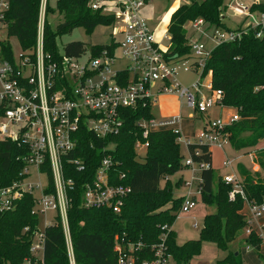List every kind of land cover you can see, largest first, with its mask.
I'll list each match as a JSON object with an SVG mask.
<instances>
[{
  "label": "trees",
  "instance_id": "1",
  "mask_svg": "<svg viewBox=\"0 0 264 264\" xmlns=\"http://www.w3.org/2000/svg\"><path fill=\"white\" fill-rule=\"evenodd\" d=\"M92 0H57L56 8L48 4L45 11L44 50L53 60L60 61L57 40L71 35L77 29H84L92 35L99 26L114 27L115 17L93 10ZM170 16L167 33L169 47L165 53L168 61L188 59L191 49L185 30L187 23L202 19L208 32L216 30L239 31L243 25L232 29L225 22L227 0H184ZM41 0H9L5 17L8 37L16 38L23 50L36 46ZM252 12L264 14V2L253 4ZM58 13L62 22L54 29L49 16ZM261 33V37L257 34ZM119 42L112 40L109 46H95L73 42L64 47L65 57L77 58L89 53L92 58L104 52L113 55ZM1 55L10 61L14 53L9 43L0 41ZM212 73L214 90L223 93L222 104L234 110L239 121L226 129L230 144L236 151L256 148L264 140V25L243 30L241 37L232 42L217 45L207 61L204 75ZM123 78L129 75L124 73ZM121 128L116 135L97 138L88 131L84 123L80 126L78 145L65 161L67 179L74 181L69 192V227L73 242L76 264H117V244L126 248L142 243L136 253L138 263L154 258L153 247L166 235L165 246L173 264H191L199 256L204 243L214 245L226 254L222 264H242L229 246L243 236L249 228V221L243 214L245 201L240 195L230 200L232 190L223 178L216 177L212 167L200 173L199 185L202 203L214 207L215 213L207 214L200 237L183 245L177 244L173 225L179 216L184 198L177 197L169 177L179 173L184 166V155L178 142L180 134L172 130L156 131L149 134L145 159L136 150L137 142H145L139 122L155 118L151 101H141L135 108L120 109ZM198 150L199 156L194 152ZM29 149L10 139L0 140V188L11 186L19 179L26 165ZM196 163L212 164V152L207 145H191L188 149ZM106 155L112 158L110 182L124 184L131 188L124 199L121 212L114 213L108 208L85 209L82 207L84 186L94 181L97 169ZM79 159L85 164L83 172L77 171L69 160ZM255 163L261 171L253 174L244 167L239 168L240 182L245 197L250 202H264V151L257 154ZM124 176V178H122ZM166 181L164 187L161 183ZM52 182L50 183L51 186ZM182 181L177 182L178 187ZM195 199V198H194ZM196 200V199H195ZM34 197L25 194L15 202V207L0 213V264H22L30 258L32 236L39 226V218L32 214ZM28 228V231L25 229ZM46 263L68 264L64 232L54 225L47 228ZM246 244L260 253L262 238L251 231ZM259 258H263L260 254Z\"/></svg>",
  "mask_w": 264,
  "mask_h": 264
},
{
  "label": "built area",
  "instance_id": "2",
  "mask_svg": "<svg viewBox=\"0 0 264 264\" xmlns=\"http://www.w3.org/2000/svg\"><path fill=\"white\" fill-rule=\"evenodd\" d=\"M146 1L148 0H96L94 2L98 3L92 4L95 11L113 2L117 9L116 13L107 12L114 15L121 35L118 49L113 55L109 56L104 52L100 57L92 58L88 52L90 59L85 64H80L79 60L87 53L77 58L60 54L59 62L53 60L44 50V21L48 0H41L35 48L14 53L13 62L0 54V140L10 139L25 145L30 153L19 179L9 187L0 188V213L12 210L15 202L25 194L32 195V214L39 218V224L40 217L46 219L47 214L54 213L45 229L54 225L62 227L68 264H76L68 219V194L74 189V181L67 179L65 161L78 145L82 123L97 138L116 135L121 128L119 110L135 108L146 99L151 101L153 107L156 101L153 99L152 89L158 87L157 83L160 86L156 90V98L163 95L177 96L194 113L203 115L215 107L225 108L222 104L223 93L213 89L212 73L209 71L204 75L211 55V51L201 42L208 34L204 20L190 22L194 31L188 42L190 57L170 62L165 57L168 48H162L148 22L140 17V9ZM228 2L229 10L246 21L243 24L244 31L264 25V14L251 10L252 5L260 3L259 1L250 5L243 0ZM8 9L9 0H0V33L6 28L5 17ZM243 30H216L213 39H216L217 45L232 42L241 37ZM257 37H261V33ZM164 40L169 42L170 37L165 35ZM124 59L128 63L124 69L117 70L119 60ZM181 70L195 77L188 87L183 86L178 79ZM124 73L129 77L123 78ZM204 78H208V81L203 82ZM182 119L180 115H175L139 122L145 142H137L136 150H146L149 146V134L162 130H172L175 134H180L178 142L187 149L191 145H207L210 149L216 147L223 150L230 145L226 129L239 121V116L233 112L225 120L221 117L214 118L191 139H184L181 135L178 126ZM194 155L199 156L200 152L196 150ZM69 162L77 171L85 170L83 161L73 159ZM112 164L111 156L106 155L96 171L94 181L84 186L83 208H108L116 214L121 212L123 201L130 194L131 188L124 184H111ZM196 164L200 172L211 167L207 163H196L189 154L184 168L192 172V177L190 181L184 182L189 192L183 197L179 215L196 207V196L191 191L195 186L197 194H201V178L197 180L195 177ZM224 166L229 167L230 162H224ZM31 168H35L39 180L46 177L45 187L41 181L36 185L27 182L32 177L29 173ZM223 181L232 187L230 200L240 195L249 208V228L245 231L248 235L253 231V221L264 216V202L258 204L248 201L243 186L235 175H227L223 177ZM35 190L40 192L39 197L35 195ZM46 234L40 231L39 226L36 228L30 247L31 259H25L22 264H47ZM165 238L166 235L153 247L154 258L141 263L137 262L135 256L142 249V243L137 246L128 245L126 248L117 244L114 249L118 254L117 264H173L165 246Z\"/></svg>",
  "mask_w": 264,
  "mask_h": 264
},
{
  "label": "rangeland",
  "instance_id": "3",
  "mask_svg": "<svg viewBox=\"0 0 264 264\" xmlns=\"http://www.w3.org/2000/svg\"><path fill=\"white\" fill-rule=\"evenodd\" d=\"M56 1L57 0H48V5L55 9L56 8ZM96 0H92L89 3V6L92 7V4H97L98 2H94ZM198 2L202 0H196ZM229 0L226 1V6L228 5ZM244 1V0H243ZM261 2L263 3L264 0H245L246 4L250 5L254 2ZM182 4H185L184 0H148L144 4V6L140 9V17L146 21L149 22V25L151 28H154L155 30V39L160 42L162 48H166L168 46L167 40H162V37L167 35V24L170 19L171 14L178 9ZM103 10L104 14L110 13H116L117 9L114 6L113 3H107L106 7H101L98 10ZM225 22L227 25H229L230 28L236 29L238 26L242 25L244 23V18L238 17L234 14L232 10H229L227 7V11L224 14ZM62 16H60L58 13L51 14L49 16L50 23L52 27L55 29L58 24H60L62 21ZM45 22V21H44ZM189 24L187 23L185 27L189 28ZM116 26V27H115ZM114 27H104L99 26L97 27L92 35H87L84 31V29H77L75 30L71 35H65L57 40L58 48L60 53H64V47L69 45L73 42H81L85 45H87L88 50H90L91 47L95 46H109L112 43V40L120 41L121 35L119 32V29L117 28L118 25L115 24ZM191 29V27H190ZM45 30V25H44ZM153 30V29H152ZM192 31V30H189ZM193 32V31H192ZM189 36L191 37L190 33ZM0 40L7 42L11 45L13 53L17 54L23 48L21 47L19 41L14 37H8L6 28L3 30V32L0 33ZM201 42L205 45L206 49L209 51H212L216 45L217 41L216 39H213V32H208L207 37L202 38ZM25 51V50H23ZM89 52V51H88ZM87 52V55H85L83 58L79 60L80 64H85L89 59L90 55ZM118 58L120 56V50L117 52ZM128 63L126 59L119 60L118 64L116 65L117 70L124 69V66ZM190 64V63H189ZM180 83L188 87L190 84L194 81L195 77L191 73H186L184 70H181L178 77ZM208 81V78H204L203 82ZM158 87L160 86L159 83H157ZM157 86L152 89V96L153 99L156 101V103L152 107V113L158 117V119H164V118H170L175 115H180L183 119L181 121L182 123V130L183 133H195L198 134L202 129L204 128L203 124L206 121L207 118L213 119V118H222L227 119L229 112L222 111L221 108L215 107L213 109H210L205 114H199L194 113L191 110H189L184 103L181 101L179 102L176 100L177 98L174 96H165L160 97L157 96L156 98V90L158 89ZM193 115V119H190V116ZM210 121V120H209ZM193 124V127H192ZM181 149L184 155V159L182 161V165H185V162L189 159V154L187 152V148L181 144ZM260 148L264 149V142L260 145ZM225 152L221 151L220 149L216 147H211V151L213 154V164L212 169L214 170L216 177H225L227 175H233L238 173L239 167H244L246 169L256 171L257 169L253 165V159L252 155L255 154V152H252L251 155H245L243 152H236L231 146L225 147ZM261 149V150H262ZM138 155L140 158L145 159L146 156V150H137ZM230 162L229 167H223L224 162ZM182 171V172H181ZM179 173L176 175H173L169 177L170 183L173 187V191L175 194H183L184 196L188 194L189 190H186L184 186V182L190 181L192 177V172L186 168H183ZM36 170L35 168H31L29 170V173L32 174V177L27 180V182L36 185L40 181L42 183V186L45 187L47 183L46 177H43L39 180L38 176L35 174ZM200 170L198 168V165H195V177L197 180L200 179ZM183 177V186L177 185L178 180ZM166 184V181H163L161 183V187H164ZM198 185V183H197ZM197 186H195L194 189L191 191L196 196V207L191 210L188 213H182L180 214L177 219L174 222L173 230L177 235V240L180 243H186L189 241H196L200 237L201 230L204 225V217L207 215V213H215L214 207H207L205 206L200 198V195L197 194ZM35 195L37 197L40 196V192L35 190ZM54 213L47 214V218L40 217V224L39 229L42 233H46L45 226L47 223L51 221V218L53 217ZM196 224V228H195ZM254 230L259 233V230L257 229L258 225L255 223L253 225ZM256 233V234H257ZM259 234H257L258 236ZM249 235L246 233L243 234L242 237L234 241L230 246L229 250L234 253L240 255L242 264H264V244L260 248V253H258L255 248L252 246H249L246 244L245 240H247ZM47 237V234H46ZM263 243V240H262ZM261 243V244H262ZM261 255L263 258H259L258 255ZM225 258L224 253H219L215 246L212 244L204 243L202 246L201 255L199 258L194 260V264H222V259ZM46 260V258H45Z\"/></svg>",
  "mask_w": 264,
  "mask_h": 264
},
{
  "label": "crops",
  "instance_id": "4",
  "mask_svg": "<svg viewBox=\"0 0 264 264\" xmlns=\"http://www.w3.org/2000/svg\"><path fill=\"white\" fill-rule=\"evenodd\" d=\"M244 2H245V0H244ZM246 3V2H245ZM170 20V19H169ZM148 22V21H147ZM246 21L244 20V23H245ZM168 23H169V21H168ZM243 23V24H244ZM148 24H149V22H148ZM189 25V28H188V30H187V28L185 27V30H186V32H187V37L190 39L193 35H194V31L192 30V29H190V27H191V25H190V23H188ZM242 24V25H243ZM150 26V25H149ZM167 26H168V24H167ZM151 28V27H150ZM151 29H153V31H154V34H155V30H154V28H151ZM166 29H167V27H166ZM234 29V28H233ZM189 30H192V31H189ZM189 33H190V35H191V37L189 36ZM164 37L165 36H163L162 37V42H163V40H164ZM169 43V42H168ZM169 47V44H168V46L166 47V48H168ZM165 96H167V95H163V97H165ZM160 97H162V96H160ZM168 97H170V96H168ZM174 97H176L177 99L176 100H178L179 102H180V100H179V98L177 97V96H174ZM222 111H227V112H229V115L231 114V113H233V112H235L234 110H232V109H227V108H224V109H221ZM196 114V113H195ZM228 115V116H229ZM155 118H157L158 119V117H156L155 116ZM190 119H193V115H191L190 116ZM214 119V118H213ZM209 120H212V119H209V118H207L206 119V121L204 122V124H203V126H204V128L206 127V125H207V123L209 122ZM192 127H193V124H192ZM178 128H180L181 129V135H182V137L184 138V139H191V138H193L196 134L195 133H188V132H185V133H183V130H182V123H181V125L180 126H178ZM203 128V129H204ZM264 142V140L263 141H261L260 143H259V145L256 147V148H253V149H251V150H248V151H236V152H243L245 155H248V154H250L251 155V153L252 152H255V154L254 155H252V159H253V165H254V167L257 169L255 172L254 171H252V170H249V169H247V170H249L250 172H252L253 174H255V173H259L260 171H261V169H260V167H259V165H257L256 163H255V160L257 159V154L259 153V152H261V151H264V149H262V148H260V145L262 144ZM228 146H231V144L230 145H228ZM232 147V146H231ZM262 149V150H261ZM221 150V149H220ZM225 148L223 149V150H221V151H223V152H225ZM187 152H188V149H187ZM212 152V151H211ZM212 164H213V154H212ZM212 164H211V167H212ZM223 167H225L224 166V163H223ZM240 168V167H239ZM182 172V171H181ZM233 175H235L236 177H238L239 178V180H240V176H239V169H238V173L237 174H233ZM183 175L181 176V178L179 179V180H181L182 182H183ZM221 178H223V177H221ZM178 180V181H179ZM184 184V183H183ZM183 184H181V186H183ZM177 197H184V195L183 194H175ZM207 214H209V213H207ZM243 214L244 215H246V217H249L250 216V212H249V208H248V206L247 205H245L244 206V209H243ZM205 218V217H204ZM255 223H257V225H258V227H257V229L259 230V233H257L255 230H254V227H253V225L255 224ZM173 228V227H172ZM252 230H253V232H255V233H257V234H259L258 236L259 237H261L262 239H263V243H262V245L264 244V216L263 217H261V218H259V219H257V220H254L253 221V224H252ZM177 244L178 245H183L184 243H180L178 240H177ZM261 245V246H262ZM216 248V247H215ZM216 250L219 252V253H223V252H220L217 248H216ZM225 254V253H224ZM201 255V254H200ZM199 255V256H200ZM199 256H197V257H195L192 261H191V264H194L193 262H194V260H196L197 258H199ZM225 257H226V254H225ZM225 258H223L222 260H224Z\"/></svg>",
  "mask_w": 264,
  "mask_h": 264
},
{
  "label": "water",
  "instance_id": "5",
  "mask_svg": "<svg viewBox=\"0 0 264 264\" xmlns=\"http://www.w3.org/2000/svg\"><path fill=\"white\" fill-rule=\"evenodd\" d=\"M236 256H238V254H235Z\"/></svg>",
  "mask_w": 264,
  "mask_h": 264
}]
</instances>
